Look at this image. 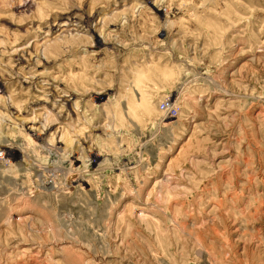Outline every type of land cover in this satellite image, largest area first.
<instances>
[{
	"label": "rangeland",
	"instance_id": "obj_1",
	"mask_svg": "<svg viewBox=\"0 0 264 264\" xmlns=\"http://www.w3.org/2000/svg\"><path fill=\"white\" fill-rule=\"evenodd\" d=\"M0 264H264V0H0Z\"/></svg>",
	"mask_w": 264,
	"mask_h": 264
},
{
	"label": "built area",
	"instance_id": "obj_2",
	"mask_svg": "<svg viewBox=\"0 0 264 264\" xmlns=\"http://www.w3.org/2000/svg\"><path fill=\"white\" fill-rule=\"evenodd\" d=\"M162 108L172 115H176L178 113V108H176L174 105L163 104Z\"/></svg>",
	"mask_w": 264,
	"mask_h": 264
}]
</instances>
